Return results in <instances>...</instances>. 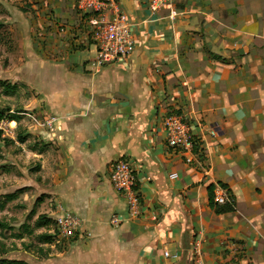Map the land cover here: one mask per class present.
<instances>
[{
	"label": "crops",
	"instance_id": "obj_1",
	"mask_svg": "<svg viewBox=\"0 0 264 264\" xmlns=\"http://www.w3.org/2000/svg\"><path fill=\"white\" fill-rule=\"evenodd\" d=\"M116 1L135 43L119 63L93 66L88 15L74 12V0L60 1L68 13L58 11L61 24L42 31L52 57L20 37L21 48L27 44L21 63L10 60L12 73L37 95L22 108L27 138L17 142L21 157L39 167L31 181L51 202L47 217L68 213L78 221L53 264H195L197 258L201 264H264V79L253 86L249 74L252 65L264 71V52H241L247 62L226 65L227 55L240 52L220 50L225 40L213 30L206 58L217 61L209 57L216 54L224 63L190 66L181 57L187 42L198 46L210 25L236 23L234 3L220 7L229 0H174V20L168 7L152 13L146 0ZM245 24H257V17L249 15ZM168 114L183 116L199 142L190 162L166 143ZM117 159L135 170L137 218L109 180ZM27 185L21 188L34 187ZM208 186L228 190L233 210L216 213Z\"/></svg>",
	"mask_w": 264,
	"mask_h": 264
},
{
	"label": "rangeland",
	"instance_id": "obj_2",
	"mask_svg": "<svg viewBox=\"0 0 264 264\" xmlns=\"http://www.w3.org/2000/svg\"><path fill=\"white\" fill-rule=\"evenodd\" d=\"M60 1L62 0H0V114L7 120L16 121V127L15 124L9 125L10 128L14 127V133L11 130L8 134L0 131V258L21 260L24 264H53L54 254L63 251L70 242L58 238L57 232L53 231L54 226L41 228L34 226L39 214L49 215L51 202L46 201L45 196L38 201L41 190H38L31 180L35 181L38 178L36 172L39 167L36 162L29 161L28 157H21L23 152L17 142L20 143L19 138L24 140L27 138L23 135L21 123L23 116L20 115L22 108L28 98L37 95L31 86L17 79L9 68L10 60L16 64L21 63V52L27 44H23L21 48L20 37L28 40L30 38L33 50L52 57V52L46 48L49 39H43L48 36L42 31L46 30V33H49L55 25L61 24V20L57 18L58 11L64 8L68 13L70 8L62 6V2L59 7ZM231 2L235 5L233 11L239 15L236 23L231 26L212 24L207 28L206 34H202L198 46L187 42L186 45L189 46L184 47L181 54L187 61L186 64L209 67L217 62L207 60L205 54L206 41L213 30L217 31L218 39L225 40L219 42L220 50L240 52L231 57L227 55L226 65H233L236 68L247 62L248 58L247 61L243 60L244 55L241 52H251L254 49L264 52V0L221 1L220 7L230 5ZM73 4L74 12L78 11L75 0ZM226 15V10L220 9V16L225 18ZM249 15L257 17V24L252 26L245 24ZM60 28H63V25ZM246 28H249V31ZM244 30L246 33L242 32ZM257 59L259 57L255 56L253 62ZM249 74L253 86L264 79V71L259 72L254 65L251 66ZM2 81L14 85L15 88L5 91L1 85ZM29 144L37 145L39 142L32 140ZM45 146L48 145H42ZM27 184H33L34 187L22 189V192L17 193L11 201L5 199V194L18 192L16 191L18 188L29 186ZM42 233L54 234L55 242L40 243L38 235Z\"/></svg>",
	"mask_w": 264,
	"mask_h": 264
},
{
	"label": "built area",
	"instance_id": "obj_3",
	"mask_svg": "<svg viewBox=\"0 0 264 264\" xmlns=\"http://www.w3.org/2000/svg\"><path fill=\"white\" fill-rule=\"evenodd\" d=\"M149 10L152 13L158 12L162 8H169V19L174 20L178 12L171 6L174 0H146ZM76 8L79 12L88 15V25L91 27V35L96 46L95 57L92 64L99 69L103 66L113 65L122 61L134 49L135 43L131 33L130 23L127 16L120 9L116 0H75ZM5 117L0 118V131L7 133L10 123ZM15 122V121H14ZM163 130L166 134V143L170 148L177 149L189 155L187 162L191 161L193 153V134L184 117L178 114H168L162 120ZM10 131V132H11ZM177 175L172 173L169 178L173 179ZM109 180L114 189L122 196L126 204L127 213L132 218L141 215V202L137 189V179L133 165L127 159H117L110 165ZM213 202L216 205L231 203L228 190L216 186L213 189ZM54 227L58 238L71 240L75 236L78 228L77 219L66 213L54 218ZM119 218H112V224H118ZM193 251L198 253V244H195ZM168 254L165 252V256ZM198 257V256H197ZM195 264H201L199 258Z\"/></svg>",
	"mask_w": 264,
	"mask_h": 264
},
{
	"label": "trees",
	"instance_id": "obj_4",
	"mask_svg": "<svg viewBox=\"0 0 264 264\" xmlns=\"http://www.w3.org/2000/svg\"><path fill=\"white\" fill-rule=\"evenodd\" d=\"M209 57L213 58L214 60H217L219 62H222L224 63L226 60L224 58H222L221 56L219 55H216V54H212V53H209ZM1 85L3 86V89L5 91H8L10 89H13L15 88L14 85H9V84H5L3 81L1 82ZM2 117V114H0V118ZM19 142H24L25 140L22 139V138H19L18 140ZM193 148H192V151L194 153H197L198 150H199V142L198 140L194 137L193 135ZM221 186L225 187L223 184H221ZM23 188L21 189H17L16 191L18 192H13V193H10V194H5V199L8 200V201H11L14 199L15 195L17 193H20L22 191ZM213 189L214 187L213 186H208L207 187V195H208V204L210 207L214 208V211L216 213H224V212H229V211H232L233 210V200L231 198V203H226V204H223V205H216L214 202H213ZM229 192V191H228ZM230 197H231V194L229 193ZM43 196H39L37 199L38 201H40L42 199ZM34 226L37 227V228H41V227H50V226H54V221L45 216V215H38L35 222H34ZM54 232L56 231L55 230V227L53 228ZM55 235L54 234H45V233H42V234H39L38 235V240L40 241V243H43V244H51L54 240H55ZM0 264H24L23 261L21 260H16V259H5V258H0Z\"/></svg>",
	"mask_w": 264,
	"mask_h": 264
},
{
	"label": "bare ground",
	"instance_id": "obj_5",
	"mask_svg": "<svg viewBox=\"0 0 264 264\" xmlns=\"http://www.w3.org/2000/svg\"><path fill=\"white\" fill-rule=\"evenodd\" d=\"M11 124H13V125H14V124H15V122H14V121H12V122H11Z\"/></svg>",
	"mask_w": 264,
	"mask_h": 264
}]
</instances>
